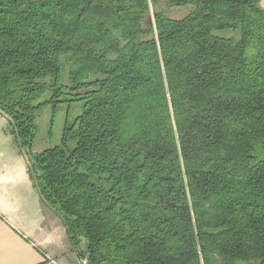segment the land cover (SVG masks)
Instances as JSON below:
<instances>
[{
    "label": "trees",
    "instance_id": "16d2710c",
    "mask_svg": "<svg viewBox=\"0 0 264 264\" xmlns=\"http://www.w3.org/2000/svg\"><path fill=\"white\" fill-rule=\"evenodd\" d=\"M259 1L0 0V114L86 264H264ZM70 100L34 152L37 111Z\"/></svg>",
    "mask_w": 264,
    "mask_h": 264
},
{
    "label": "crops",
    "instance_id": "0c3cea01",
    "mask_svg": "<svg viewBox=\"0 0 264 264\" xmlns=\"http://www.w3.org/2000/svg\"><path fill=\"white\" fill-rule=\"evenodd\" d=\"M6 140L0 133V264H81L59 217L41 206L24 156Z\"/></svg>",
    "mask_w": 264,
    "mask_h": 264
},
{
    "label": "rangeland",
    "instance_id": "374dc122",
    "mask_svg": "<svg viewBox=\"0 0 264 264\" xmlns=\"http://www.w3.org/2000/svg\"><path fill=\"white\" fill-rule=\"evenodd\" d=\"M191 9L192 6L190 5L180 7H164L166 15L171 18H181ZM48 98L49 93L45 92L41 96L40 101H44ZM66 98L73 99L71 93H67ZM81 110V103L71 100L63 103H49L41 106V108L37 111L34 120L35 134L32 143V150L34 152H41L46 148L59 145L61 143L65 125L72 124L75 117L81 112ZM7 126V119L0 114V133L5 135L9 145L15 151H18L12 135L8 132ZM70 144H73V142H70ZM83 261L84 259H82L81 264H84Z\"/></svg>",
    "mask_w": 264,
    "mask_h": 264
},
{
    "label": "built area",
    "instance_id": "2783aa9c",
    "mask_svg": "<svg viewBox=\"0 0 264 264\" xmlns=\"http://www.w3.org/2000/svg\"><path fill=\"white\" fill-rule=\"evenodd\" d=\"M47 258H48V257H47ZM83 263L86 264V261L84 260Z\"/></svg>",
    "mask_w": 264,
    "mask_h": 264
}]
</instances>
